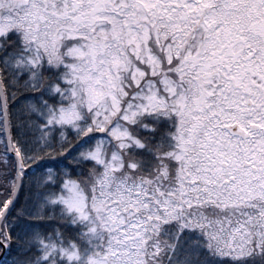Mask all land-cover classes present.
<instances>
[{"label": "snow or ice", "instance_id": "6c2138e0", "mask_svg": "<svg viewBox=\"0 0 264 264\" xmlns=\"http://www.w3.org/2000/svg\"><path fill=\"white\" fill-rule=\"evenodd\" d=\"M0 264H264V0H0Z\"/></svg>", "mask_w": 264, "mask_h": 264}]
</instances>
